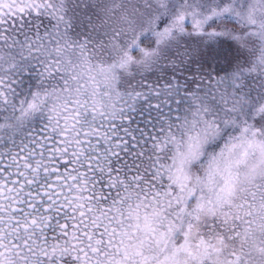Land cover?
Masks as SVG:
<instances>
[{"label": "snow or ice", "instance_id": "1", "mask_svg": "<svg viewBox=\"0 0 264 264\" xmlns=\"http://www.w3.org/2000/svg\"><path fill=\"white\" fill-rule=\"evenodd\" d=\"M0 264H264V0H0Z\"/></svg>", "mask_w": 264, "mask_h": 264}]
</instances>
